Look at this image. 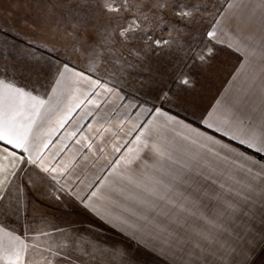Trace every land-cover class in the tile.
Masks as SVG:
<instances>
[{
    "label": "snow or ice",
    "instance_id": "6c2138e0",
    "mask_svg": "<svg viewBox=\"0 0 264 264\" xmlns=\"http://www.w3.org/2000/svg\"><path fill=\"white\" fill-rule=\"evenodd\" d=\"M40 6L0 16V264H264V0ZM218 50L261 65L259 116L197 103Z\"/></svg>",
    "mask_w": 264,
    "mask_h": 264
},
{
    "label": "rangeland",
    "instance_id": "374dc122",
    "mask_svg": "<svg viewBox=\"0 0 264 264\" xmlns=\"http://www.w3.org/2000/svg\"><path fill=\"white\" fill-rule=\"evenodd\" d=\"M5 9H10V12H5ZM20 15L28 16L30 20L41 18L40 0H0V16L12 22L17 20ZM59 23L61 25V30L64 28H67L69 31L71 30V25L67 24L65 21H60ZM52 26L55 27V21H53ZM165 35H167V33H165ZM7 38L9 41L15 40L21 47H27L26 44L22 43L27 37L16 38L13 32L9 34ZM0 39H3V37H0ZM39 54L38 52L37 55ZM5 55L7 56L8 53L6 52ZM236 64L237 58L235 56L231 55L226 50H218V54L207 69L193 71V77L195 79L193 95L197 98V103L201 107L207 106L213 102ZM146 99H149V97L142 96L141 102ZM183 115L188 114L182 113V116ZM78 118L79 114H77V119ZM88 119V117H85V120L80 121V123L83 124ZM189 119L194 125L196 124L195 117L189 116Z\"/></svg>",
    "mask_w": 264,
    "mask_h": 264
},
{
    "label": "crops",
    "instance_id": "0c3cea01",
    "mask_svg": "<svg viewBox=\"0 0 264 264\" xmlns=\"http://www.w3.org/2000/svg\"><path fill=\"white\" fill-rule=\"evenodd\" d=\"M261 65L257 63L254 68H245L240 62L232 69L230 75L228 76L224 86L214 98H225L232 99L237 103V106L242 110H247L248 115L259 116L261 111V100L258 92H252L249 87L250 76L255 71L258 75L260 71ZM213 100V102H214ZM212 102V103H213ZM69 130H71V125L69 126ZM58 144V141H57ZM55 145L53 146V148ZM56 216L61 217V213H56ZM73 220V221H82V224H76L75 227H87L90 220H94L93 217L88 216L83 213L81 209H76L73 211V214L70 217H65L59 219L57 222L63 223L64 220ZM24 224L23 220H20L16 223H10V227L20 229V226ZM95 224L98 226L97 231L101 233L102 237L109 239L110 241L122 240L115 231H113L108 225L102 224L100 221L96 220ZM33 228L43 227L40 224L34 223L32 225ZM139 260L141 264H158L155 257L151 256L148 253L141 252L139 254Z\"/></svg>",
    "mask_w": 264,
    "mask_h": 264
},
{
    "label": "trees",
    "instance_id": "16d2710c",
    "mask_svg": "<svg viewBox=\"0 0 264 264\" xmlns=\"http://www.w3.org/2000/svg\"><path fill=\"white\" fill-rule=\"evenodd\" d=\"M237 62H239V61L237 60Z\"/></svg>",
    "mask_w": 264,
    "mask_h": 264
}]
</instances>
